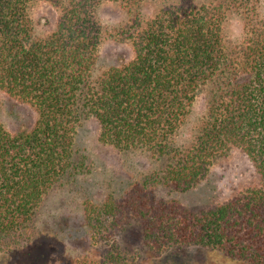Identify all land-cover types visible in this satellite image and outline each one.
<instances>
[{"label": "trees", "instance_id": "obj_1", "mask_svg": "<svg viewBox=\"0 0 264 264\" xmlns=\"http://www.w3.org/2000/svg\"><path fill=\"white\" fill-rule=\"evenodd\" d=\"M108 2L128 10L125 22H100L98 10ZM147 2L158 5L149 17ZM38 3L56 11L51 31L40 33L32 17ZM261 3L0 0V91L35 113L33 124L14 132L0 122V261L29 254L50 192L91 174L77 139L95 121L104 146L159 163L122 196L84 205L92 242L105 245L101 264H130L138 245L147 254L141 264H264ZM234 14L244 18V35L230 45L225 25ZM108 40L131 54L103 69ZM200 99L205 110L188 128ZM234 151L258 180L226 201L194 211L158 196L161 188L196 189ZM119 234L134 242L114 240Z\"/></svg>", "mask_w": 264, "mask_h": 264}, {"label": "rangeland", "instance_id": "obj_2", "mask_svg": "<svg viewBox=\"0 0 264 264\" xmlns=\"http://www.w3.org/2000/svg\"><path fill=\"white\" fill-rule=\"evenodd\" d=\"M158 5L147 2L142 11L146 17L153 15ZM261 16L264 19V0L261 3ZM128 10L120 4L106 3L98 10L100 22L107 27H115L125 22ZM32 17L40 25V33L51 31L56 23L57 14L49 4L38 3L32 8ZM244 18L231 15L225 25V35L230 45L237 44L244 35ZM129 47L119 45L112 40L105 41L100 50L101 68H109L117 63L120 56H129ZM205 104L198 100L193 116L188 125L191 128L203 114ZM35 120V113L28 107L16 104L0 91V122L9 131H16L22 126H30ZM188 131L183 134L187 140ZM100 127L97 122L84 124L78 134V145L87 155L90 175L82 176L75 182L56 187L45 198L37 215L34 237L29 242V254L25 257L11 255L0 264H101L104 260L105 245H94L91 233L85 224L84 205L88 201L101 202L110 194L120 197L130 183L143 173L154 171L159 163L141 152H119L104 146L100 140ZM254 167L239 151L215 162L210 177L196 189L177 193L161 188L158 196L166 200L181 202L186 207L199 211L229 199L257 179ZM114 240L132 243L131 238L119 234ZM23 245V246H24ZM104 248H103V247ZM19 250V248H18ZM138 245L135 255H131L130 264H141L146 252ZM133 258L137 261L134 263ZM13 259V260H12Z\"/></svg>", "mask_w": 264, "mask_h": 264}]
</instances>
